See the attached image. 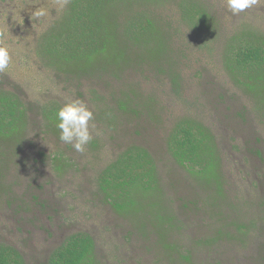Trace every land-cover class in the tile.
<instances>
[{
  "label": "trees",
  "instance_id": "16d2710c",
  "mask_svg": "<svg viewBox=\"0 0 264 264\" xmlns=\"http://www.w3.org/2000/svg\"><path fill=\"white\" fill-rule=\"evenodd\" d=\"M0 1L33 39L0 72V264H264V6ZM73 98L82 153L57 128Z\"/></svg>",
  "mask_w": 264,
  "mask_h": 264
},
{
  "label": "clouds",
  "instance_id": "9594fccd",
  "mask_svg": "<svg viewBox=\"0 0 264 264\" xmlns=\"http://www.w3.org/2000/svg\"><path fill=\"white\" fill-rule=\"evenodd\" d=\"M68 2L64 0L65 4ZM222 3L231 16H239L258 5L264 6V0H222ZM44 14L43 10L36 12L37 16ZM5 38L6 33L0 31V72L8 69L12 61V52L4 42ZM57 119L60 141L71 145L77 152H84L96 130V125L90 123L94 120V114L88 103L78 98L66 99L57 111Z\"/></svg>",
  "mask_w": 264,
  "mask_h": 264
},
{
  "label": "rangeland",
  "instance_id": "374dc122",
  "mask_svg": "<svg viewBox=\"0 0 264 264\" xmlns=\"http://www.w3.org/2000/svg\"><path fill=\"white\" fill-rule=\"evenodd\" d=\"M31 1H33V0H31ZM171 3H172L171 5H173L176 8L177 4L175 2H171ZM0 6H1V1H0ZM16 11H17L16 12L17 14H14V15H17V16L21 15V17L22 16L24 17L25 14L22 15V12H23L22 9L18 8V9H16ZM13 25H14V21H9V20L3 19L2 16H0V31L6 33V38H5L4 42L10 46L11 52H13L14 50L18 51L19 53H21L20 56H22L24 54V52L29 48V47H27V45L29 44V46H30V41H32L33 39L30 38L29 39L30 41H27V43H24V41L18 43L16 35H14V34L10 35V32H12L14 30ZM12 58H14V57L12 56ZM16 68H17V70L15 73L19 78L25 79L27 81H32L35 79V76L34 75L32 76L21 65H18V67H16ZM29 91H31L32 94H38V89H32ZM111 219L112 218L108 217L107 219H105V221H98V222L95 221V222L91 223V227L96 232L95 234L98 237V240L100 241V244H101L99 247L100 252L102 249L103 254H106V255L110 254V250H109L110 246H111V244L109 242L110 241V234H113L114 237L118 238V240L120 242V241H122L120 238V234H121V232L123 233V230H124L123 228L119 227L120 231L118 232L116 226H114V227L112 226L113 231L108 234L105 232V229L100 228L101 227V224H99L100 222L112 223ZM123 236H124L123 238L125 239V234ZM124 239H123V241H124ZM153 247H155L156 255L158 256L159 255L158 251L161 252L162 250H160L158 246H153ZM114 264H117V263H114ZM163 264H167V262L163 263Z\"/></svg>",
  "mask_w": 264,
  "mask_h": 264
}]
</instances>
